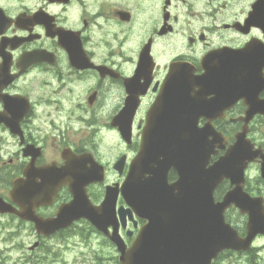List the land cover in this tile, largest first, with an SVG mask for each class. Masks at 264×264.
Masks as SVG:
<instances>
[{
	"label": "flooded vegetation",
	"instance_id": "flooded-vegetation-1",
	"mask_svg": "<svg viewBox=\"0 0 264 264\" xmlns=\"http://www.w3.org/2000/svg\"><path fill=\"white\" fill-rule=\"evenodd\" d=\"M263 59L264 0H0V264H35L28 255L53 236L1 211L6 204L18 213L29 210L19 195L11 200L15 182L23 188L33 180L43 200L26 217L54 219L71 201L66 182L78 177L72 163L79 162V171L92 169L84 156L90 154L104 167V183L87 187L89 200L99 205L105 187L122 182L173 63L188 65L194 76L264 78ZM142 92L134 115L117 125L129 93ZM93 108L110 109L102 120L88 119V133L105 130L113 139L109 146L89 149L71 127L72 121L84 123ZM244 111L239 99L213 122L228 141ZM256 122L264 117L250 123ZM175 179L170 171L169 183ZM7 218L17 233L35 236L32 244L4 243ZM142 224L127 221L119 233L134 237Z\"/></svg>",
	"mask_w": 264,
	"mask_h": 264
},
{
	"label": "water",
	"instance_id": "water-1",
	"mask_svg": "<svg viewBox=\"0 0 264 264\" xmlns=\"http://www.w3.org/2000/svg\"><path fill=\"white\" fill-rule=\"evenodd\" d=\"M228 76L223 77L229 79ZM212 85L211 77H193L185 73V67H174L148 111L137 154L119 189L130 208V212L118 210L122 222L125 214L131 219L132 213L145 222L129 248L117 232L115 188H107L99 208L91 207L87 200L86 207L79 202L82 196L86 197L85 189L80 188L81 193H73L74 201L65 209L69 217L62 209L54 221H36L38 229L52 233L85 218L115 244L120 264H211L224 249H248L255 235L239 239L225 225L223 215L231 204L242 208L235 202V192L241 191L247 164L257 157L264 163V155L253 151L246 139L250 119L255 113L264 115V101L251 98L264 87V82L255 86L247 81L245 86L238 83L225 90L209 88ZM209 95L214 98L206 99ZM219 95L248 97L244 124L227 149L210 123L197 126L200 117L212 121L230 107L232 102ZM136 105L135 101L134 110ZM219 151L223 155L207 168L211 156ZM86 162L93 160L86 156ZM92 166L97 167L94 162ZM97 168L99 172L93 169L81 177L83 186L102 181L103 169ZM170 169L178 174L173 184L167 182ZM223 179L235 189L214 203L213 190ZM109 226L113 229L111 234L107 232Z\"/></svg>",
	"mask_w": 264,
	"mask_h": 264
},
{
	"label": "rangeland",
	"instance_id": "rangeland-1",
	"mask_svg": "<svg viewBox=\"0 0 264 264\" xmlns=\"http://www.w3.org/2000/svg\"><path fill=\"white\" fill-rule=\"evenodd\" d=\"M80 110V109H79ZM87 109L84 123L71 122V127L74 132L83 137L87 148L96 146H109L112 143V138L105 130H100L94 133H88L90 128L89 122L93 118L102 120L109 112V108ZM81 112H79V116ZM88 119H90L88 121ZM250 138L255 142L264 145V124L257 122L251 126ZM259 172L254 166L249 173L248 186L249 190L256 195L263 192V186L258 178ZM113 179V174L109 177ZM227 220L237 229L242 230L244 219L231 210L228 213ZM5 244H32L35 236H25V232L17 233L16 222L9 218L5 221ZM3 235L0 228V241ZM46 248L37 250L29 254L31 260L35 264H118L117 252L115 248L103 237H98L93 234L85 224H79L75 230L68 236L60 237L52 241L44 243ZM256 250L248 255L224 254L213 264H264V239L255 244Z\"/></svg>",
	"mask_w": 264,
	"mask_h": 264
}]
</instances>
